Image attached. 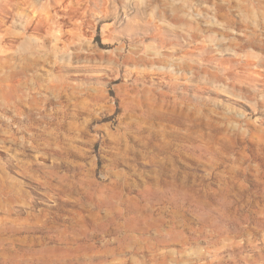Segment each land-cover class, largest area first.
Returning a JSON list of instances; mask_svg holds the SVG:
<instances>
[{
  "label": "rangeland",
  "instance_id": "obj_1",
  "mask_svg": "<svg viewBox=\"0 0 264 264\" xmlns=\"http://www.w3.org/2000/svg\"><path fill=\"white\" fill-rule=\"evenodd\" d=\"M0 264H264V0H0Z\"/></svg>",
  "mask_w": 264,
  "mask_h": 264
}]
</instances>
